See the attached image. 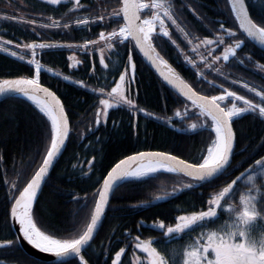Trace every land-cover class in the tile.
<instances>
[{"label":"trees","instance_id":"trees-1","mask_svg":"<svg viewBox=\"0 0 264 264\" xmlns=\"http://www.w3.org/2000/svg\"><path fill=\"white\" fill-rule=\"evenodd\" d=\"M165 2L172 4L176 24L167 19L168 37H161L159 31L153 33V45L159 56L203 95H221L226 89L259 104L260 98L255 93L264 94V67H261L264 51L241 33L228 0ZM116 13H120V0L80 3L67 0L58 5L42 0H0V35L25 45L35 41L62 45L42 50L41 80L61 98L70 123V136L34 205L40 220L38 227L57 239L78 238L82 234L90 223L103 179L124 157L139 151L160 150L193 163L202 162L201 156L211 143L209 137L215 138L210 118L200 115L196 106L163 82L142 60L133 42L113 43L111 49L100 43L89 45L87 50L82 47L86 42L97 41L101 31L119 28L123 19L120 14L117 23L113 19ZM141 14L148 18L152 11L145 9ZM251 16L259 19L261 13L252 9ZM83 20L88 24L78 23ZM227 31L235 32L245 45L224 64L225 50L237 42L227 36ZM218 38L223 43H203ZM100 48H104L106 68L99 63ZM27 51L23 61L19 56L0 51V79L34 76L33 66L27 63L31 51ZM131 53L136 65L135 78L129 87L130 73L126 72L122 91L144 112H136L127 104L116 105V100L107 95L124 70H129ZM64 76L69 79L64 80ZM101 99H110L116 106L108 110L106 121L101 116L102 122L97 126L96 114L103 111ZM232 102L227 100L224 104L231 107ZM236 103L238 107L244 106L242 102ZM176 112L181 116H176ZM193 123L198 125L196 130H190ZM233 128L237 140L230 174L213 183L177 195L189 182L188 178L158 172L154 177L130 180L119 187L98 235L82 255L87 263L113 264L116 252L123 248L118 264H148L144 260L146 254L136 247L139 237L154 239L151 245L168 264H183V252L190 251V245L200 240L203 233L215 230L229 216L220 208L215 223L175 236L166 235V228L174 225L180 215L208 209L213 196L241 173L257 169L255 161L264 158V118L259 117L258 111L244 114ZM50 141V121L33 101L22 96L0 101V243L16 241L10 220L14 200H9L8 188L15 183L17 197L41 166ZM85 202L87 207H83ZM161 222L165 224L163 230L154 227ZM0 264H80V258L59 263L40 261L30 257L20 245L11 248L1 245Z\"/></svg>","mask_w":264,"mask_h":264},{"label":"snow or ice","instance_id":"snow-or-ice-1","mask_svg":"<svg viewBox=\"0 0 264 264\" xmlns=\"http://www.w3.org/2000/svg\"><path fill=\"white\" fill-rule=\"evenodd\" d=\"M48 2L58 5L61 0H48ZM77 3H79V0H77ZM228 3L231 12L235 14L236 20L239 21V28L243 33L248 38L257 39L264 44V0H228ZM145 9L152 11V18L141 20L140 14ZM252 9L261 13L259 19L251 16ZM120 13H122L124 21L123 26L119 28V31L113 30L107 35L101 32L100 40L105 41L109 49L113 47V43L124 44L126 41L129 43L134 41L135 47L139 48L158 70L163 67L164 71L160 72L163 79L191 101L200 110V115L210 118V127L215 138L209 137L211 143L206 149V154L201 156L202 162L188 163L177 156L164 152H140L137 155L121 159L103 179L102 187L96 193L98 198L95 200V208L90 223L87 224L82 234H79L78 238L72 239L54 238V234H46V229L42 230L41 227H38L40 220L38 214L34 211L33 205L42 192L43 185L49 179L50 169L65 147L66 140L69 137V120L65 114L64 106L56 94L48 88L42 87L40 82L42 64L35 57L36 49H53L61 46L46 43L24 45L25 49L32 50L33 58L28 60L27 63L34 66L35 75L30 79H4L0 82V96L7 97L9 94L16 93L33 101L38 106L40 113L50 121L51 141L41 166L27 182L26 187L19 191V197L16 198L14 195V192L18 191L15 183L8 188V198L10 201L14 200L10 208V220L11 223L18 226V232L16 241H8L7 244L3 245L4 248L19 246L20 241H26L28 245L41 253L51 254L58 258L75 255L80 258V264H87V261L81 255L82 250L89 245L97 233L98 225L106 213L110 197L125 182L130 180L143 181L154 177L160 171H165L188 177L191 181L196 182L183 185V189L191 190L205 182L213 183L215 180L230 174L228 170L236 147L234 123H237L248 112L255 114L258 111L259 117L264 118V94L261 92L255 93L260 98L259 104L226 89L223 90L221 95L210 97L199 95L175 73V70L167 64V61L159 56V53L153 47L154 26L159 23V35L161 37L169 36L162 17L170 20L172 24H176V20L173 19L172 4L166 3L165 0H152L151 4L138 2V0H123ZM120 13L113 16L117 23H119L117 17ZM78 23L87 25L88 21L83 20L78 21ZM44 27H47V25H44ZM64 27H68V25L65 24ZM221 30H224L223 25H221ZM226 34L229 38L237 40L234 47H229L224 52L223 60L229 61L236 56L237 50L243 47L244 41L240 40L235 32L227 31ZM97 43V41H89L82 47L87 50L89 45H96ZM203 43L206 45L223 43V39L206 40ZM68 47L72 46L69 45ZM100 52L99 63L106 68L108 65L105 64V57L103 56L104 48H100ZM11 55L17 57L16 52H12ZM18 59L23 61L24 56L20 55ZM69 59L74 58L69 57ZM216 59L219 60L220 57H216ZM128 64L132 72L127 78L130 87L134 82L136 70L131 55L128 56ZM48 71H51V69H48ZM56 75H59V73H56ZM63 79L68 80L69 77L64 76ZM119 81L120 83H117L111 89V92L107 93L108 97L115 99L116 105L127 104L130 109L136 112H144L143 109L136 108L134 101L126 98L122 91V83L126 81V75L121 74ZM73 83L77 82L73 81ZM80 85L83 86L82 82H80ZM249 91H254V89H249ZM101 92H103V89H101ZM227 100L233 101L231 107L224 104ZM236 102H242L244 106L238 107ZM100 105L103 106V111H98L96 114L97 126L102 122L101 116L106 121L108 110L116 106L110 103L109 99H101ZM144 114L151 116V113L145 112ZM185 115H187V110H185ZM176 116H181V113L176 112ZM200 127H203V125H200ZM197 128L198 125L195 123L190 126V130H196ZM255 166L259 168V175L264 177V158L256 160ZM256 175L255 168L248 169L246 173H241L240 176H237L236 179L223 187L217 195L208 201L207 211H193L191 215H180L177 217L175 227L167 228L166 235L175 236L190 232L194 230V227H204L215 223L219 219L218 210L221 208V202L235 191V186L241 178L246 177L248 182L253 183L255 195H253V190L250 189L247 196L241 195L239 197L238 208L228 207L224 209L225 212L233 214L231 222H225L215 230L203 233L200 240L190 245V251L183 252L184 264H264V225L258 223V221H264V192L254 184ZM163 198L158 197V199ZM83 207H87V202L84 203ZM154 227L163 230L165 225L161 222L154 225ZM137 240L139 241V237H137ZM151 243L141 241L136 244V247L147 254L149 264H168L165 257L157 252L156 248L151 247ZM123 252V248L116 252L113 264H118Z\"/></svg>","mask_w":264,"mask_h":264},{"label":"water","instance_id":"water-1","mask_svg":"<svg viewBox=\"0 0 264 264\" xmlns=\"http://www.w3.org/2000/svg\"><path fill=\"white\" fill-rule=\"evenodd\" d=\"M120 3H121V8H122V6H123V0H120ZM122 14V13H121ZM141 15V14H140ZM141 20H142V18H141ZM242 31V30H241ZM242 33H243V31H242ZM244 35L246 36V34L244 33ZM247 37V36H246ZM253 43H255L258 47H260L262 50H264V44H262V43H260L257 39H253V38H249ZM134 42V41H133ZM134 44H135V42H134ZM235 45V44H234ZM137 48V47H136ZM137 49H139V48H137ZM138 51H140V50H138ZM140 54L143 56V58L145 59V61L150 65V67L152 68V70H154L155 72H156V74L161 78V80L163 81V82H165L173 91H175L178 95H180L181 97H183V98H185V99H187L184 95H182V94H180L179 93V91H178V89L177 88H174L173 86H171V85H169L164 79H163V76H161V74H160V72L161 71H164V69H163V67H161L159 70L157 69V67L155 66V65H153V63L147 58V57H145L144 56V54L140 51ZM230 61V60H229ZM229 61H225V62H229ZM132 63H133V61H132ZM157 63H159V61H157ZM168 64V63H167ZM169 65V64H168ZM131 71V70H130ZM176 73V72H175ZM177 75H179L178 73H176ZM180 77V76H179ZM20 78H26V77H19V78H12V79H20ZM181 78V77H180ZM30 79V78H29ZM182 79V78H181ZM185 83H187L184 79H182ZM3 80H1L0 82H2ZM41 82V81H40ZM117 83H120V81L118 80V82ZM188 84V83H187ZM41 85H42V87H46V88H48L51 92H53V93H55L56 94V96L60 99V97L57 95V93L54 91V90H52L50 87H48L47 85H44L43 83H41ZM189 86H190V84H188ZM116 86V85H115ZM192 87V86H191ZM192 89H193V87H192ZM193 91H195V92H197L199 95H202L201 93H199L198 91H196L195 89H193ZM13 95H19V94H16V93H12V94H9L7 97H10V96H13ZM6 97L5 96H0V101H2L3 99H5ZM60 101H61V103L63 104V102H62V100L60 99ZM63 106H64V104H63ZM64 109H65V107H64ZM65 114H66V111H65ZM66 116H67V114H66ZM69 136H70V123H69ZM69 138V137H68ZM67 141H68V139L66 140V144H65V147L63 148V150H62V154H63V152H64V150H65V148H66V145H67ZM143 152H158V151H143ZM140 153V152H139ZM61 154V155H62ZM138 153H134V155H137ZM167 154H169V153H167ZM61 155H59V157H58V159L56 160V162L54 163V165H53V167L50 169V173H49V176H50V174H51V172H52V170L54 169V166H55V164L57 163V161L59 160V158L61 157ZM131 155H133V154H131ZM131 155H128V156H131ZM169 155H173V154H169ZM128 156H126V157H124L123 159H126ZM173 156H176V155H173ZM178 157V156H177ZM179 159H182V158H180V157H178ZM187 162V161H186ZM188 163H190V162H188ZM115 166V165H114ZM113 166V167H114ZM205 183H207V182H205ZM204 184V183H203ZM27 185V184H26ZM44 186L45 185H43V188H44ZM26 187V186H25ZM102 187V186H101ZM43 188H42V190H43ZM23 190V189H22ZM21 190V191H22ZM183 190H187V189H182L180 192H182ZM41 194V193H40ZM40 194H39V196H40ZM39 196H38V198H39ZM19 197V194H18V196L16 197V198H18ZM111 199H112V196L110 197V200H109V204H108V206H107V208H106V213H105V215H104V217H103V219H102V221H101V223L98 225V229H97V233L94 235V238H93V240L92 241H90V243H89V245L88 246H85V249H83L82 250V253H81V255H83L84 253H85V251L89 248V246L92 244V242L94 241V239L96 238V236L98 235V232L100 231V229H101V227H102V225H103V222H104V219H105V217H106V214H107V211H108V208H109V205H110V202H111ZM38 200V199H37ZM37 201H35L34 202V205H35V203H36ZM34 205H33V207H34ZM12 227H13V230H14V232L16 233V236H17V232H18V226L17 225H15V224H13L12 223ZM148 242H151L152 241V239H149V240H147ZM20 246L24 249V251L26 252V253H28V254H30V255H34V256H36V257H38L39 259H43V260H45V261H48V262H64V261H68V260H70V259H73V258H75V257H77V256H75V255H69V256H66V257H55V256H53V255H51V254H46V253H41V252H39L38 250H36V249H34L31 245H28L27 244V242L26 241H20ZM0 245H3V244H0ZM87 264H89V263H87Z\"/></svg>","mask_w":264,"mask_h":264},{"label":"rangeland","instance_id":"rangeland-1","mask_svg":"<svg viewBox=\"0 0 264 264\" xmlns=\"http://www.w3.org/2000/svg\"><path fill=\"white\" fill-rule=\"evenodd\" d=\"M42 1L48 2V0H42ZM61 2H63V0H61ZM151 18H152V15L148 19H151ZM163 19H164L165 29L169 33L168 26H167V19L164 18V17H163ZM157 31L160 32L159 23H156V25L154 26V32H157ZM255 172H256L257 175H256V179L254 181V184L256 185V187H259L262 192H264V177L259 175V168L255 169ZM250 189L253 190V195H255V190L253 189V183L248 182L246 177H242L241 180L238 182V184L235 186V191L226 200H224V204L221 207V210L224 211V209H226L228 207L238 208L239 207V203H240L239 197L241 195L247 196V194H248ZM227 214H228L229 218L225 222H231L233 214H231V213H227ZM225 222H223V223H225ZM258 223L264 225V221H258ZM201 237H202V235L200 236V238ZM144 260L149 264V258L147 256V254L144 257ZM183 264H184V261H183Z\"/></svg>","mask_w":264,"mask_h":264},{"label":"bare ground","instance_id":"bare-ground-1","mask_svg":"<svg viewBox=\"0 0 264 264\" xmlns=\"http://www.w3.org/2000/svg\"><path fill=\"white\" fill-rule=\"evenodd\" d=\"M152 151H158V152H161L160 150H152ZM139 152H142V151H139ZM139 152H136V153H139ZM38 169H39V168H38ZM110 170H111V169H110ZM110 170H109V171H110ZM109 171H108V172H109ZM106 176H107V175H106ZM106 176H105V177H106ZM31 178H32V177H31ZM102 184H103V183H102ZM112 198H113V196H112ZM111 201H112V199H111ZM110 203H111V202H110ZM11 224H12V223H11ZM29 256L32 257L33 259H38V260H40V261H45V260H43V259H39L38 257H36V256H34V255H30V254H29Z\"/></svg>","mask_w":264,"mask_h":264}]
</instances>
